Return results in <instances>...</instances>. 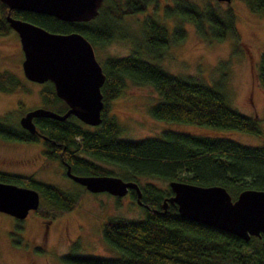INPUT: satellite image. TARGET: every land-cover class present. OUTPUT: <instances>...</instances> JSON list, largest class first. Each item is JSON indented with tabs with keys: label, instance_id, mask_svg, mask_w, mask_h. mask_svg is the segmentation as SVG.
Returning a JSON list of instances; mask_svg holds the SVG:
<instances>
[{
	"label": "trees",
	"instance_id": "trees-1",
	"mask_svg": "<svg viewBox=\"0 0 264 264\" xmlns=\"http://www.w3.org/2000/svg\"><path fill=\"white\" fill-rule=\"evenodd\" d=\"M152 1L102 0L96 16L86 22H66L16 9H11L9 15L50 32H78L94 46L123 37L119 30L124 16L142 11ZM242 1L252 11H264V0ZM6 12V6L0 3V35L11 31L5 20ZM163 15L191 22L203 39L222 40L231 35L234 42L237 40L230 9L221 13L209 1L198 5L189 0H173L172 6L164 8ZM142 25L140 28L144 31L139 30L142 42L128 55L107 57L101 64L105 79L100 86L103 107L98 125L87 126L73 115L63 120L38 117L32 119L35 133H29L19 125L0 119L1 138L24 143L41 140L44 158L58 161L63 172L68 165L73 174L115 175L139 186L141 204L138 205L143 209L142 216L133 220L108 218L102 223L101 237L115 254L105 258L69 253L61 259L71 264H264L261 238L251 236L244 241L217 228L183 219L178 216L174 203L167 202L163 208V200L172 194L168 187L138 184V178L155 177L166 182L219 185L232 199L244 189L264 190V141L244 145L227 137L171 130H164L157 137L136 140L119 137L122 128L114 118L106 116V110L108 101L119 95L126 80L148 85L155 91L157 99L148 110L154 119L261 135L255 117L245 116L227 105L222 77L207 84L189 76L171 74L150 61L158 58L170 41L182 40L183 29L172 28L169 33L164 24L152 18ZM233 46L235 53L237 46L235 43ZM143 47L145 52L141 50ZM256 79L264 90V49L259 56ZM19 80L10 72L0 73V90L13 91ZM40 98L42 107L56 113L67 109L56 97L51 82L42 85ZM99 162L115 166L118 173H111ZM0 182L37 190L43 203L36 212L44 218L71 210L77 200V194L31 175L0 171ZM130 197L135 200L133 190Z\"/></svg>",
	"mask_w": 264,
	"mask_h": 264
},
{
	"label": "rangeland",
	"instance_id": "rangeland-1",
	"mask_svg": "<svg viewBox=\"0 0 264 264\" xmlns=\"http://www.w3.org/2000/svg\"><path fill=\"white\" fill-rule=\"evenodd\" d=\"M189 1L198 5L209 1L221 13L230 9L236 42L231 35L222 40L201 38L191 22L179 21L175 16L163 17L164 7L172 6L173 0H154L148 5L153 10L150 13H154L151 16L167 28L183 29L184 38L175 43L170 41L158 58H150V61L171 74L189 76L207 84L222 77L227 105L245 116L255 117L261 135L154 119L148 110L157 99L155 91L148 85H136L130 80L125 81L117 97L108 101L106 116L114 118L121 126L120 138L131 140L157 137L162 131L171 130L227 137L244 145L261 144L264 141V90L257 82L256 68L264 49V11H252L242 0L229 3ZM146 19V14L139 12L125 16L119 30L123 37L117 36L110 42L92 46L98 63L101 65L107 57L128 55L135 45L142 42L139 30ZM234 43L237 46L235 53L232 51ZM21 60L16 33L11 30L0 35V73L10 72L20 79V84L13 91L0 90V119L14 126H18L19 117L26 111L42 106L41 85L23 77ZM42 150L41 140L24 143L0 137V171L31 175L36 180L77 194V200L71 210L60 211L53 217L44 218L36 210L29 211L19 222L20 229L15 228L14 218L0 212V264H71L61 257L68 253L105 258L115 254L101 237L103 221L108 218L138 219L143 209L128 193L117 197L106 192L87 191L63 175L58 161L46 160ZM99 163L111 173H118L115 166ZM137 182L139 185L150 183L160 189L168 187L166 181L155 177H141ZM42 203L39 202V206ZM46 220L48 228L45 230ZM43 233L45 242L38 245L41 249L34 247Z\"/></svg>",
	"mask_w": 264,
	"mask_h": 264
},
{
	"label": "water",
	"instance_id": "water-1",
	"mask_svg": "<svg viewBox=\"0 0 264 264\" xmlns=\"http://www.w3.org/2000/svg\"><path fill=\"white\" fill-rule=\"evenodd\" d=\"M229 3L231 0H216ZM7 8L5 20L19 41L22 52L23 77L34 83L50 81L57 98L67 109L56 113L42 106L26 111L18 119L19 126L35 133L33 118L63 120L73 115L87 126L99 124L103 107L100 86L105 76L95 58L91 43L80 33L50 32L36 24L11 17V9L53 16L66 22H86L93 19L102 0H0ZM42 139H46L41 136ZM65 175L92 193L106 192L123 196L135 192L141 204L139 186L115 175H77L65 166ZM171 195L162 202L176 205L178 216L233 234L244 241L251 236L262 237L264 248V190L244 189L234 199L219 185L198 186L170 180ZM37 190L0 182V212L22 220L29 211L39 208Z\"/></svg>",
	"mask_w": 264,
	"mask_h": 264
},
{
	"label": "flooded vegetation",
	"instance_id": "flooded-vegetation-1",
	"mask_svg": "<svg viewBox=\"0 0 264 264\" xmlns=\"http://www.w3.org/2000/svg\"><path fill=\"white\" fill-rule=\"evenodd\" d=\"M132 1V0H131ZM153 2V1H152ZM152 2H150V3H152ZM149 3V4H150ZM149 4H147L146 6H145V8L142 10V11H139V13H144V14H146V20H148V19H154L153 18V16H151L152 14H154V13H150L151 11H153V10H150L149 9ZM167 6H169V5H166L165 7H167ZM164 7V8H165ZM138 12H136V13H131V14H126L125 16H132V15H134V14H137ZM124 16V17H125ZM164 17V16H163ZM145 21V20H144ZM144 23V22H143ZM142 23V24H143ZM141 24V26L143 27V25ZM171 25V24H170ZM172 27L173 26H171V27H166V29H167V32H169V33H171V29H172ZM142 29V31H144L143 29L144 28H141ZM18 38V37H17ZM22 53V52H21ZM45 82H50V81H45ZM45 82H43V83H38V84H40L41 85V87H42V85L45 83ZM52 84V83H51ZM53 86V85H52ZM39 138H41V137H39ZM42 149H43V146H42ZM44 157V156H43ZM65 166V165H64ZM65 170V169H64ZM63 174H65V172H63ZM67 177V176H66ZM68 178V177H67ZM131 192H132V190H128L127 191V193L129 194V195H131ZM126 193V194H127ZM125 194V195H126ZM124 196V195H123ZM13 218V217H12ZM15 219V218H14ZM25 219V218H24ZM24 219H22V220H18V219H15V228H18V229H20L21 228V226H19L18 224H19V222H21V221H23ZM44 227H45V230L48 228V224H47V220L45 221V224H44ZM10 229V228H9ZM12 232V230L9 232V234ZM44 235H45V233H43L42 234V236L40 237V240H39V242L37 243V245H34V247H36V248H39V244L42 242H45V239L43 238L44 237ZM259 238H261V241H262V237H259ZM8 240L11 242V240H10V238H8ZM39 249H41V247L39 248ZM69 254V253H68ZM66 255V254H65Z\"/></svg>",
	"mask_w": 264,
	"mask_h": 264
}]
</instances>
